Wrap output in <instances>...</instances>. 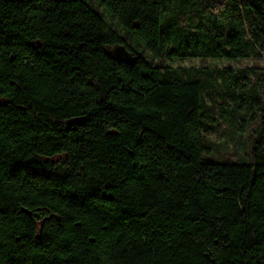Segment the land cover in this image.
Here are the masks:
<instances>
[{
	"label": "trees",
	"instance_id": "trees-1",
	"mask_svg": "<svg viewBox=\"0 0 264 264\" xmlns=\"http://www.w3.org/2000/svg\"><path fill=\"white\" fill-rule=\"evenodd\" d=\"M97 1L158 60L264 59V0ZM0 264H264V67L154 65L85 0H0Z\"/></svg>",
	"mask_w": 264,
	"mask_h": 264
},
{
	"label": "rangeland",
	"instance_id": "rangeland-1",
	"mask_svg": "<svg viewBox=\"0 0 264 264\" xmlns=\"http://www.w3.org/2000/svg\"><path fill=\"white\" fill-rule=\"evenodd\" d=\"M86 3L90 6H92L95 10H97L102 17L105 19V21L110 24L115 30H117L129 43V45L132 47V49L138 53L139 55L145 57L150 63L154 65L163 64L165 66L174 67L177 69L182 68H188L193 66H208L209 68H233L236 70H247L249 68L255 67V66H262L264 67V59H245V60H225V59H207L206 61H202L199 58L194 57H188L184 59L180 58H174V59H163L158 60L150 51L142 44L140 43L135 37H133L122 25L118 24V21L116 17H114L112 14L108 13L102 6L100 2L97 0H85ZM223 84V83H222ZM218 92V100L221 102V110L226 112L229 107L232 104V98L229 97L227 88L225 84H223V87H219ZM215 117H218L216 114L214 117H210L209 124L212 126V128H209L204 132L206 137L214 142L217 143H223L227 140H230L227 142V151H233L232 148V142H231V132H224V130L221 127H218L216 125V121L214 120ZM238 153L241 155L246 154V150L244 149L243 145H240L238 147Z\"/></svg>",
	"mask_w": 264,
	"mask_h": 264
},
{
	"label": "water",
	"instance_id": "water-1",
	"mask_svg": "<svg viewBox=\"0 0 264 264\" xmlns=\"http://www.w3.org/2000/svg\"><path fill=\"white\" fill-rule=\"evenodd\" d=\"M110 53L116 56L119 61L127 64H134L136 62V56L122 44H117L110 48Z\"/></svg>",
	"mask_w": 264,
	"mask_h": 264
}]
</instances>
